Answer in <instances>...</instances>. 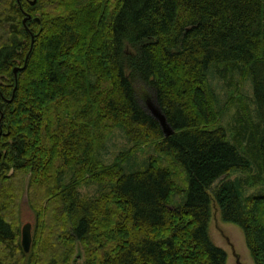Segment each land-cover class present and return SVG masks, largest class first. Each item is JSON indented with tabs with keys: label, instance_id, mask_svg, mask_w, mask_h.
<instances>
[{
	"label": "trees",
	"instance_id": "1",
	"mask_svg": "<svg viewBox=\"0 0 264 264\" xmlns=\"http://www.w3.org/2000/svg\"><path fill=\"white\" fill-rule=\"evenodd\" d=\"M221 67L251 80L260 121L248 116L232 140L209 78ZM118 128L131 147L106 164ZM147 146L156 155L140 166ZM254 167L264 177V0H0V264H68L75 244L80 264H226L210 237L213 200L264 264V194L230 178ZM93 185L105 190L81 195ZM26 190L29 253L17 222Z\"/></svg>",
	"mask_w": 264,
	"mask_h": 264
},
{
	"label": "rangeland",
	"instance_id": "2",
	"mask_svg": "<svg viewBox=\"0 0 264 264\" xmlns=\"http://www.w3.org/2000/svg\"><path fill=\"white\" fill-rule=\"evenodd\" d=\"M209 78L218 95L217 107L222 113L220 123L227 129L231 140L237 136L239 129L245 125L244 123H246L248 116L254 123L259 124L260 121L258 119L256 105L254 102L251 80H244L235 68L229 70L225 67H221L218 70L213 69ZM148 97L156 99L152 90L141 88L139 90L138 98L143 107L145 106V101ZM130 147L131 145L128 142L123 130L118 128L112 131L110 138L106 141L105 147L100 153V156L106 164H113L119 155L122 152L129 150ZM152 155H156L154 148L147 146L133 157V161L140 166H144ZM28 178L29 177L25 180V183ZM230 178L240 180L243 183L244 195L247 197L264 194V177H261L258 174L256 167L247 173H232ZM69 179L70 177L67 178L66 183L69 182ZM102 190H105V188H102L99 185L89 187L83 186L80 189V193L85 198H91L97 197ZM18 207L17 222H20L19 241L21 243L22 227L27 223H32V236L34 238L37 226V213L29 203L27 190L24 192L23 196L19 198ZM209 231L212 241L227 252L226 264H238V256L240 264H255L247 247L243 230L236 224L226 223L223 221L221 210L214 200L212 202V217ZM81 246L84 257L79 261V264L83 263L87 257L85 252L86 246L84 244H81ZM55 249L59 251L63 250L60 242L56 243ZM44 251L45 249H42L41 251L39 249L36 258L39 256L41 259L42 252L44 253ZM77 254L78 246L75 244L71 252L65 257L68 258L66 263L73 264ZM58 255L61 256L62 254L59 253ZM14 262L17 263V256H15ZM21 263L28 264V261L26 259H21Z\"/></svg>",
	"mask_w": 264,
	"mask_h": 264
},
{
	"label": "water",
	"instance_id": "3",
	"mask_svg": "<svg viewBox=\"0 0 264 264\" xmlns=\"http://www.w3.org/2000/svg\"><path fill=\"white\" fill-rule=\"evenodd\" d=\"M37 0H29V3L31 5H35ZM32 15L26 13V17L24 19V24L27 22V20H31ZM37 21H40L39 18H36ZM28 60V58H27ZM27 64V62H26ZM15 67L14 68V74L17 77L18 71L23 70L26 67ZM12 100V99H11ZM10 100V101H11ZM145 110L153 117L155 118L158 123L160 124V127L166 137H170L175 133L174 128L169 123L168 118L166 114L164 113L163 109L161 108L160 104L157 102V99L148 97L145 101ZM33 242V236H32V223H27L22 227V238H21V244L26 253H29L31 251ZM83 259V251L81 246H78V254L77 257L74 260V263H77L79 260ZM238 264H240L239 256H238Z\"/></svg>",
	"mask_w": 264,
	"mask_h": 264
}]
</instances>
